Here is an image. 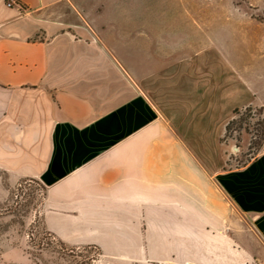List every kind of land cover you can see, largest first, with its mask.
<instances>
[{"label": "crops", "instance_id": "crops-1", "mask_svg": "<svg viewBox=\"0 0 264 264\" xmlns=\"http://www.w3.org/2000/svg\"><path fill=\"white\" fill-rule=\"evenodd\" d=\"M246 108L264 123V20L235 0H0V176L39 182L43 228L101 264H247L264 150L222 169Z\"/></svg>", "mask_w": 264, "mask_h": 264}, {"label": "rangeland", "instance_id": "rangeland-1", "mask_svg": "<svg viewBox=\"0 0 264 264\" xmlns=\"http://www.w3.org/2000/svg\"><path fill=\"white\" fill-rule=\"evenodd\" d=\"M237 2L255 8L259 20L264 18V0H237L238 6ZM227 135L233 148L228 149L223 170L241 167L264 150V123L255 109L235 112ZM0 180V264H101L102 256L96 248L63 244L43 228L44 188L39 182L23 178L15 182L7 176H0ZM218 198L226 207L218 215L219 222L228 229H237L238 235L253 234L250 219L238 212L226 197L218 194ZM253 238L254 255L247 264H264V243L254 234Z\"/></svg>", "mask_w": 264, "mask_h": 264}, {"label": "trees", "instance_id": "trees-1", "mask_svg": "<svg viewBox=\"0 0 264 264\" xmlns=\"http://www.w3.org/2000/svg\"><path fill=\"white\" fill-rule=\"evenodd\" d=\"M237 1V0H236ZM236 1H235V3H236ZM237 4H238V6L240 7V8H242L243 9V11L244 12H246V13H248V14H250V15H252V16H255V8H253V7H249V6H244L243 4H241V2H237ZM256 17V16H255ZM261 20H264V18H262ZM234 112H237L236 110L234 111ZM229 125V124H228ZM227 128H228V126H227Z\"/></svg>", "mask_w": 264, "mask_h": 264}, {"label": "built area", "instance_id": "built-area-1", "mask_svg": "<svg viewBox=\"0 0 264 264\" xmlns=\"http://www.w3.org/2000/svg\"><path fill=\"white\" fill-rule=\"evenodd\" d=\"M5 3L7 6H13V4L15 3V0H5Z\"/></svg>", "mask_w": 264, "mask_h": 264}]
</instances>
